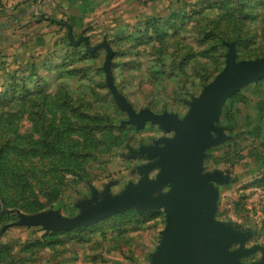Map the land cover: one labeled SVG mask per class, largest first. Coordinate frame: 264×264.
<instances>
[{
  "label": "rangeland",
  "instance_id": "1",
  "mask_svg": "<svg viewBox=\"0 0 264 264\" xmlns=\"http://www.w3.org/2000/svg\"><path fill=\"white\" fill-rule=\"evenodd\" d=\"M164 5L127 1L75 38L88 34L90 46L110 42L114 82L137 110L148 106L184 116L192 97L225 65L229 41L236 42L238 58L264 54V0H169ZM107 53L105 45L89 48L81 40L34 54L27 62L18 55L10 63L8 55L0 60V264H51L54 259L61 264L67 255L71 264H103L100 253L111 258L116 245L122 255H135L129 264H149L148 255L139 252L148 237L136 236L133 228L144 226L143 233L154 231L151 238L159 240L162 233L156 227L166 224L163 207L132 204L91 224L50 230L55 233L49 235L42 225L16 223L39 214L74 216L95 203L93 195H115L161 170L158 163L146 167L158 155H149L143 146L164 144L163 138L176 131L151 120L143 126L128 120L127 109L107 83ZM217 123L227 137L207 149L205 168L208 153L222 155L228 148L240 158V149L248 143L254 144L255 156L260 155L247 158L249 166H242L245 158L236 159L237 170L244 171L235 188L251 185L239 194L246 209L239 212H246V223L258 228L246 241L252 247L256 240L264 242V77L229 96ZM216 163L229 165L223 156ZM169 187L165 184L152 195ZM147 209H158L159 216L146 224ZM27 235L70 241L57 242L54 250L44 248L42 253L35 252L36 247L23 251ZM131 244L134 248L127 249ZM93 254H99L97 260Z\"/></svg>",
  "mask_w": 264,
  "mask_h": 264
},
{
  "label": "water",
  "instance_id": "2",
  "mask_svg": "<svg viewBox=\"0 0 264 264\" xmlns=\"http://www.w3.org/2000/svg\"><path fill=\"white\" fill-rule=\"evenodd\" d=\"M71 42L86 40L89 48L105 45L108 49L104 67L107 83L114 97L129 113V121L143 126L151 120L165 129H175L172 137H164V144L143 146L149 155H158L149 163L161 164L155 177L145 174L137 183L128 184L120 193L107 194L103 199L95 195V203L86 204L74 216L61 213L39 214L16 221L17 224L42 225L47 230H68L91 224L129 205L141 208L163 207L166 224L161 230V244L152 255L154 264H264L260 260L245 262L242 258L262 247H245L246 235L218 221L213 216L211 179L221 178L219 172L205 169L207 149L223 142L227 134L217 122L226 99L242 86L264 77V54L238 58L235 41L228 42L226 62L222 69L194 95L184 116L177 112L156 111L151 107L137 110L116 86L111 70L113 48L108 40L90 46V36L75 38L72 25L67 23ZM170 184L167 192L153 196L152 192ZM240 245L232 248L234 242Z\"/></svg>",
  "mask_w": 264,
  "mask_h": 264
},
{
  "label": "crops",
  "instance_id": "3",
  "mask_svg": "<svg viewBox=\"0 0 264 264\" xmlns=\"http://www.w3.org/2000/svg\"><path fill=\"white\" fill-rule=\"evenodd\" d=\"M127 1H133L135 4H138L140 1H142L144 4H151L152 1H158L159 3H166L164 6H167L169 2V0H0V60L8 55L6 57L10 63L11 61H14V55H18L19 59L20 57L25 59V61L22 62H27L33 59L34 54L37 55L40 52L56 50L57 48L62 49L66 47L68 42H71L67 23L72 25L73 34L75 36L78 31H82L85 27L90 25V23L97 21L105 14H113L117 12V10L119 11L122 9L123 3ZM253 146L248 143L246 147H243L242 150L240 149L239 153H241V151L242 153L240 156L237 155L240 158H234L232 153L236 154V152H230L231 150H228V148L227 150L225 149L222 155H218L214 152L213 154L208 153V159H210V161L208 167L205 168L209 171L219 172L221 175L220 179L214 178L209 181L212 186L211 196L213 200L212 209L214 218L227 226H232L235 230L245 233L247 236L244 242L245 247H249V245L247 246L246 241L257 234L256 230L258 228L254 227L253 225L250 226L246 223L248 221L243 218V215L246 212H239L240 208L245 209L244 202L241 201L242 199L239 194H241L242 190L250 187L251 185L247 183L244 185L242 184L240 189L239 187L235 188V185L237 182L239 183L242 177L241 170L244 171L243 168L239 171L237 170L236 165L239 163H237L236 159L240 160L241 162L245 158L247 161L241 164H243L242 166H249L251 164L249 159L253 158V156L255 158L256 156H260L259 154H256L255 156ZM216 147H219V145H216L213 148ZM233 150L234 148H232V151ZM222 156L227 159L231 167H229V165L227 167L217 165L216 162ZM261 157L263 158L264 162V155H261ZM233 165H235V167H233ZM234 168H236L235 171H233ZM250 170L247 171L249 172ZM238 190H240V193H238ZM235 214L238 218L235 216ZM158 216L159 215L148 219L145 221V223L155 221ZM261 224L263 226L262 229H264V222ZM144 229V226L135 227L133 228V232L136 236L144 234L148 237L144 245H137H140L141 248L139 249V252L143 254V257L148 255V261H150L149 264H154L152 262V255L157 251L162 239L161 237H159V240L151 238V235L154 231H147L150 233V235H147V232L143 233ZM156 230L161 232L162 228L156 227ZM48 232H50V230H48ZM260 235L263 236V233ZM27 236L28 237L25 238L26 241L35 238H41V236H34L32 238H29L31 237L30 235ZM1 239L3 240V238ZM68 241H70L68 238L63 240L60 237H54L53 242L45 246L36 247L35 252L39 250V253H42L45 250L44 248L54 250V248L52 249V246H55L57 242H65L64 244H66ZM257 241L258 240L255 241V244H259L262 247L256 249L250 255L244 256L242 259L245 262L258 261L262 258L264 253V242ZM10 243H13L17 246V241H10ZM239 245L240 241L234 242L231 247L235 248ZM134 246L135 244H131L127 247V249L129 247L134 248ZM115 247L117 252L113 254L111 258H108L104 252L100 253L99 257L104 261L103 264L132 263L131 260L135 255L130 256L129 253H125L124 256L119 253V245H116ZM23 251H30V249H23ZM55 255H57V251L53 253L51 257ZM98 255L93 254L92 258L97 260ZM257 255H259V258H256ZM245 257L252 258L247 261L244 259ZM64 258L65 260H70L71 256L67 255V257ZM107 259L111 262L108 263ZM65 260H63V262L60 260L61 264H71L72 262V260H70V263H68V261L66 262ZM99 261L96 262L98 263ZM56 262L57 260L54 259L51 264H57Z\"/></svg>",
  "mask_w": 264,
  "mask_h": 264
},
{
  "label": "trees",
  "instance_id": "4",
  "mask_svg": "<svg viewBox=\"0 0 264 264\" xmlns=\"http://www.w3.org/2000/svg\"><path fill=\"white\" fill-rule=\"evenodd\" d=\"M23 69V68H22ZM19 70V69H18ZM147 210H150L148 215H146V218H144L145 220H148L150 218H154L156 217L157 215H159V211L158 209H147ZM142 212H145V211H142ZM55 231H51L49 233H45V235H49V234H54ZM54 238H48V239H43L42 237L41 238H35V239H30V240H27L23 243V246L22 248L24 249H31V248H34V247H38V246H45L51 242H53ZM1 242V240H0ZM5 244V247H10V245Z\"/></svg>",
  "mask_w": 264,
  "mask_h": 264
}]
</instances>
